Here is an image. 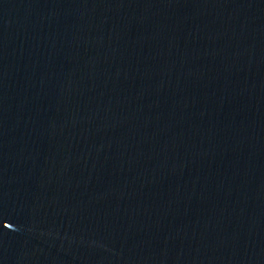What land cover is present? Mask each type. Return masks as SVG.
Wrapping results in <instances>:
<instances>
[{"label": "water", "instance_id": "obj_1", "mask_svg": "<svg viewBox=\"0 0 264 264\" xmlns=\"http://www.w3.org/2000/svg\"><path fill=\"white\" fill-rule=\"evenodd\" d=\"M0 264H264V0H0Z\"/></svg>", "mask_w": 264, "mask_h": 264}]
</instances>
